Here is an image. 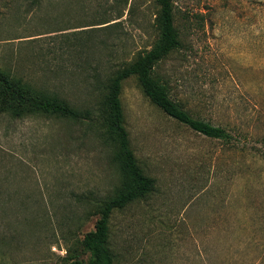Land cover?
<instances>
[{
    "label": "rangeland",
    "instance_id": "1",
    "mask_svg": "<svg viewBox=\"0 0 264 264\" xmlns=\"http://www.w3.org/2000/svg\"><path fill=\"white\" fill-rule=\"evenodd\" d=\"M172 5L179 46L154 78L230 137L191 131L122 81L123 126L153 190L111 212L113 264H264V0ZM157 13L156 0H0V69L80 115L0 112V264L86 260L82 236L120 182L99 86L153 47Z\"/></svg>",
    "mask_w": 264,
    "mask_h": 264
},
{
    "label": "trees",
    "instance_id": "2",
    "mask_svg": "<svg viewBox=\"0 0 264 264\" xmlns=\"http://www.w3.org/2000/svg\"><path fill=\"white\" fill-rule=\"evenodd\" d=\"M156 3L158 5L156 23L160 31L156 43L129 65L106 75L99 86L101 135L111 145L112 159L120 174L119 185L111 197L105 198L97 205L98 218L93 229L82 236L80 245L87 254L86 260L68 259L63 264H113L108 229L111 212L143 199L153 190V180L146 177L139 168L123 126L119 101L122 81L128 77H135L143 96L151 104L191 131L211 139L228 140L230 137L223 128L193 118L169 97L166 88L154 78L155 66L179 46L178 34L173 26L172 0H156ZM0 112L13 118L43 114L77 120L80 116L78 111L57 94L34 89L27 82L11 76L2 69Z\"/></svg>",
    "mask_w": 264,
    "mask_h": 264
},
{
    "label": "built area",
    "instance_id": "3",
    "mask_svg": "<svg viewBox=\"0 0 264 264\" xmlns=\"http://www.w3.org/2000/svg\"><path fill=\"white\" fill-rule=\"evenodd\" d=\"M51 250L59 255H63V251L62 250H56L54 247L51 248Z\"/></svg>",
    "mask_w": 264,
    "mask_h": 264
}]
</instances>
